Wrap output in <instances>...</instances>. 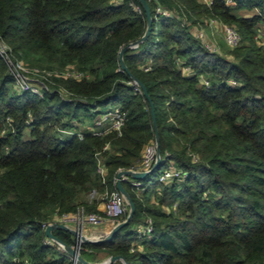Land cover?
I'll return each mask as SVG.
<instances>
[{
    "label": "trees",
    "instance_id": "16d2710c",
    "mask_svg": "<svg viewBox=\"0 0 264 264\" xmlns=\"http://www.w3.org/2000/svg\"><path fill=\"white\" fill-rule=\"evenodd\" d=\"M146 2L151 33L124 53L126 72L120 52L148 26L137 0H0V41L42 78L30 77L38 92L23 90L0 55V264H74L57 240L45 242L43 224L81 207L99 211L90 197L118 189L122 170L141 172L156 133L160 166L143 180H122L136 208L130 222L110 240L100 233L84 242L81 255L99 263L120 255L128 264H264V0ZM209 18L240 33L229 54L197 37ZM109 106L126 116L121 134L83 126L84 118L96 125ZM170 167L184 177L160 182ZM150 219L153 230L142 234ZM53 234L77 243L70 230Z\"/></svg>",
    "mask_w": 264,
    "mask_h": 264
},
{
    "label": "built area",
    "instance_id": "2783aa9c",
    "mask_svg": "<svg viewBox=\"0 0 264 264\" xmlns=\"http://www.w3.org/2000/svg\"><path fill=\"white\" fill-rule=\"evenodd\" d=\"M213 0L206 1L209 5L212 4ZM228 4L233 3V0H226ZM134 9L141 13L142 8L140 6L134 5ZM158 13L163 14L165 16H171L169 12H164L161 9H158ZM212 24L214 25L215 22L213 21ZM224 36L225 42L231 48L238 47L241 43V35L238 30L234 29L233 27L224 26ZM197 37L202 40L205 47L209 51L216 52L213 47L207 43L205 38V33L202 30L197 31ZM0 55L5 59L7 62L11 72L14 74L18 81V85L23 90H32L33 92H38L37 87L34 86L30 81V74H38L39 71L35 69H27L22 63L15 62L9 52L8 47L2 41H0ZM65 76H77V74H66ZM79 77V75L77 76ZM100 119L96 121L97 128L93 130L94 135H102L103 131L107 126L109 130H114L121 134L122 127L124 126L126 116L121 111V109L115 108L110 109L109 111H104L100 115ZM108 149V146L105 147V150ZM158 156V148L157 143L154 141L152 144L146 147L143 160L141 165L139 166L138 171H149L154 166ZM100 173L104 176L105 171L103 168H100ZM185 173L175 167H170L167 169L159 178L160 182H167L169 180L177 179L184 177ZM134 185L136 187H140L141 184L135 182ZM103 200V210L104 215L98 212H87L84 209H79L76 212H64L61 214H57L53 220L44 223L43 228L53 223H62L65 224L78 232L76 235L77 243L74 248L77 249L79 253H81L83 249V244L85 242L84 237L86 229L89 227L94 226H102L103 224H112V226H116L119 222H121V217L127 210V201L125 196L121 193L119 189L113 190L110 193H106L105 196L102 198ZM112 227V228H113ZM153 230L152 220H149V223L141 229L142 234L150 233ZM89 238V237H88ZM95 237L89 238L94 239ZM45 242L51 244L53 242V238L46 235ZM60 249L62 251H66L64 245L60 244ZM71 255V254H70ZM74 260V264H80V261L77 257L71 255Z\"/></svg>",
    "mask_w": 264,
    "mask_h": 264
},
{
    "label": "water",
    "instance_id": "95a60500",
    "mask_svg": "<svg viewBox=\"0 0 264 264\" xmlns=\"http://www.w3.org/2000/svg\"><path fill=\"white\" fill-rule=\"evenodd\" d=\"M137 1L142 5L143 9L146 12V16H147V20H148V26H147V30H146V32H145V34L143 35L142 38H140L139 40H137V41H135L133 43L128 44L120 52V66H121L122 70H124L126 72H128V68L125 65L124 60H123L124 53L127 52L128 50L132 49V48L138 47L139 45L143 44L148 39V37H149V35L151 33V29H152V18H151V13H150V8H149L148 3L146 2V0H137ZM135 83H137L141 87V89L143 90L144 95L147 97V99L149 101H151L150 100V97L148 96V93H147V91H146V89L144 87V85H142L141 83L137 82V80H135ZM151 107H152V117L155 120V115H154L155 113H154V108H153V105L152 104H151ZM156 143H157V148H158V156H157V160H156L154 166L151 168V170L146 171V172H135V171H132V170H122V171H120L118 173V175H117V185H118V189L125 196L128 204L130 205V212H129V214H128V216H127L126 219L122 220L116 226L113 227V229L103 238L104 240H110V239H112L113 236H114V234L118 230H120L124 225H127L130 222L132 216L134 215V212L136 210L135 205L131 201V199H130L128 193L126 192V190L123 188V186H122V180H123L124 177H131L134 180H143L147 176L153 174L156 171V169L161 164V157H160V152H159V143H158V134L157 133H156ZM58 227L59 228H64L66 230H70L75 235H77L78 232L76 230H74L73 228H71V227H69V226H67L65 224H62V223H53V224H50L45 229V233H46L47 236H49V237L57 240L60 244L64 245L65 248H66V251L69 254H71L72 256L77 257L78 260L80 261V263H82V264H110V263L114 262L115 260L120 259L125 264H128L127 261L123 257H121L120 255L112 256L109 261L103 262V263L90 262V261L86 260L81 255V253H79L77 251L76 248H74L73 246H70L68 244H65L62 240H60L57 237H55V235L53 234V230L56 229V228H58ZM84 240L86 242V241H90L92 239H89L88 237H84Z\"/></svg>",
    "mask_w": 264,
    "mask_h": 264
},
{
    "label": "rangeland",
    "instance_id": "374dc122",
    "mask_svg": "<svg viewBox=\"0 0 264 264\" xmlns=\"http://www.w3.org/2000/svg\"><path fill=\"white\" fill-rule=\"evenodd\" d=\"M204 3H207L210 0H201ZM207 1V2H206ZM208 4V3H207ZM255 13V11H248V10H241L239 12L240 15H244V16H251ZM208 21L206 22L205 25H201V27H198L199 30H202L205 33V38L207 40V43L210 44L214 50H216V52L218 53H225V54H229V52L232 50L231 47H229L227 45V43L225 42V36H224V26H229V27H233L234 29H236L234 26L227 24V23H223L221 21H219L216 18H209L207 19ZM215 22V24L213 25L212 22ZM237 30V29H236ZM259 41L261 43L264 44V24L261 25L260 27V31H259ZM31 75V74H30ZM40 74H33L31 75V80L34 81L32 83H36L38 80L42 79L40 76ZM118 108V106H109L106 108H103L102 111H109L110 109H115ZM101 116H98V119H100ZM95 126V121L93 119L90 118H84V124L83 126ZM164 173V172H163ZM140 194H142V192H139ZM103 196H99L97 194H93L90 197V201L93 202L94 200L98 201V206H99V211L96 210H87L85 207H81V209H84L87 212H98L101 213L102 215H104V210L101 209V207L103 208V201H102ZM106 225H108V229H106V231H108L106 233V235L113 229L112 224H103V226L105 227ZM86 235V232H85ZM109 261V260H108ZM123 264V263H121ZM125 264V263H124Z\"/></svg>",
    "mask_w": 264,
    "mask_h": 264
},
{
    "label": "crops",
    "instance_id": "0c3cea01",
    "mask_svg": "<svg viewBox=\"0 0 264 264\" xmlns=\"http://www.w3.org/2000/svg\"><path fill=\"white\" fill-rule=\"evenodd\" d=\"M101 209H103L101 207ZM106 229H108V225H106L105 227L102 225V226H94V227H89L86 229V236L89 237V238H92V237H97L99 236L100 233H107L108 231H106Z\"/></svg>",
    "mask_w": 264,
    "mask_h": 264
}]
</instances>
